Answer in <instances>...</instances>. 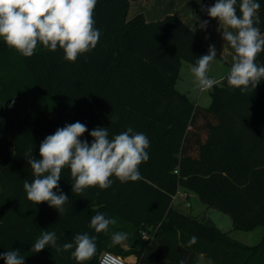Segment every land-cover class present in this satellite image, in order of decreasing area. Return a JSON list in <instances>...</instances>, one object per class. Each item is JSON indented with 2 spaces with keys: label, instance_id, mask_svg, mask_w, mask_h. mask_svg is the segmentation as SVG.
<instances>
[{
  "label": "trees",
  "instance_id": "trees-1",
  "mask_svg": "<svg viewBox=\"0 0 264 264\" xmlns=\"http://www.w3.org/2000/svg\"><path fill=\"white\" fill-rule=\"evenodd\" d=\"M257 2L264 36V0ZM129 9L130 0H97L100 39L75 62L59 47L52 52L38 43L31 57L0 47V253L19 249L24 264H78L74 249L32 251L42 233L54 231L60 245L77 234L96 237V254L84 264H100L105 252L136 264H195L187 253L214 264H264V238L245 245L174 202L181 191L192 192L230 216L236 229L264 227V80L241 92L228 85V72L211 89V105H197L176 84L183 63L195 66L215 44L177 16L149 23L142 14L129 20ZM256 63L264 65V51ZM77 121L87 127L80 139L89 144L97 127L108 128L110 139L129 127L145 134L150 158L139 165L140 180L112 176L108 189L83 195L72 192L64 167L58 183L69 201L59 214L27 199L23 185L34 176L25 153L32 148L40 159L44 139ZM97 213L115 219L107 233L90 228ZM115 232L127 233L126 247L112 245ZM192 236L198 241L190 246Z\"/></svg>",
  "mask_w": 264,
  "mask_h": 264
},
{
  "label": "clouds",
  "instance_id": "clouds-1",
  "mask_svg": "<svg viewBox=\"0 0 264 264\" xmlns=\"http://www.w3.org/2000/svg\"><path fill=\"white\" fill-rule=\"evenodd\" d=\"M96 4L97 0H0V38L24 57H31L39 43L52 52L59 47L65 53V60L75 62L79 55L93 50L100 39L101 32L94 27L93 19ZM260 7L257 0H240L239 15L237 0H216L213 6L202 7L209 17L218 19L223 40L234 50L227 83L241 92H246L250 85L255 89L264 80V65L256 63L257 55L264 51V36L256 26L261 23ZM207 23L203 21L202 27ZM216 57L217 50L210 45L208 54L196 60L191 68L201 91L210 90L217 83L207 75ZM87 131V127L77 121L44 139L39 147L40 159L33 156L32 148L27 150L25 158L34 176L31 183L26 180L23 185L28 200L36 204L47 202L62 214L69 200L58 182L66 166L70 167L74 181L72 192L78 195L91 187L108 189L113 183L112 176L121 183L142 178L139 165L150 158L146 151L150 141L145 134L129 127L110 139L108 128L97 127L89 133L93 138L89 144L80 139ZM115 223V219L97 213L91 218L90 228L96 233H107L109 226ZM126 239L127 233L111 235L112 245H119ZM57 241L54 231L44 232L32 245V251L38 253L46 247H55L58 253L74 249L71 255L78 264L90 260L97 251L96 237L88 233L77 234L73 242L62 245ZM197 241L198 237L192 236L188 243L191 246ZM0 258L5 264H24L19 249L0 253ZM110 262L115 264L114 258L105 256L103 264Z\"/></svg>",
  "mask_w": 264,
  "mask_h": 264
},
{
  "label": "rangeland",
  "instance_id": "rangeland-1",
  "mask_svg": "<svg viewBox=\"0 0 264 264\" xmlns=\"http://www.w3.org/2000/svg\"><path fill=\"white\" fill-rule=\"evenodd\" d=\"M201 11L202 10L195 11L197 19L200 23H202L205 17L203 16ZM2 45H6V43L3 41L2 38H0V47ZM217 53L219 56L213 60L212 66L207 72L209 78H212L214 80L221 79V77L228 71V69H230V66L233 64L232 57L235 54L233 49L230 51L229 54L224 56V58L221 57L222 55L220 54L219 51H217ZM192 67H193L192 65L186 62L183 63L181 70L182 75L178 81L177 87H179V91L182 92L188 90L191 91L190 93L191 95H193L191 96L192 100L198 102L199 106L209 107L212 103L211 89L205 91L203 97L200 100L199 97L200 89L196 86L194 75L191 72ZM188 197L189 198H187V195H185L184 192L181 191L177 196V200L175 201L177 208L203 221L214 224L220 230L226 232L231 239L243 244H247L249 246H256L264 238L263 226H260L252 231L236 229L234 228L233 221L230 216H228L223 212L218 211L217 209L207 206L205 203H203L200 200V198L195 193L189 192ZM126 244H127L126 241L122 242L123 247H126ZM124 261L126 262V264H136V262L131 258L124 259Z\"/></svg>",
  "mask_w": 264,
  "mask_h": 264
},
{
  "label": "crops",
  "instance_id": "crops-1",
  "mask_svg": "<svg viewBox=\"0 0 264 264\" xmlns=\"http://www.w3.org/2000/svg\"><path fill=\"white\" fill-rule=\"evenodd\" d=\"M202 7L204 9H207L211 6H209L208 3L204 0H130L128 19L131 20L135 16L142 14L145 17V20L151 23L163 20L168 16H177L204 41L214 43L217 47L216 50L219 51L222 55L221 57L224 58V56L229 54L232 49L230 45H228L222 38V31L219 30L220 25L218 19L209 17L206 11H201L203 16H205L203 21H208L207 26L202 27L203 21L202 23H200L195 14V11L202 10ZM229 70L230 69H228V71L221 77V79L218 80H222L224 76L229 72ZM181 75L182 72L180 73V77ZM177 84L176 88L179 91V87H177ZM200 91L201 90H199V97L201 100L205 91H201V93ZM180 92L186 94L192 102L199 105L198 102L192 100L191 96L193 95H191V91L188 90ZM184 194L187 195V198H189L187 193ZM130 258L136 262V259L134 257ZM186 258H188V261L194 259L193 262H195V264H214L208 261L203 255L193 256L192 253H187Z\"/></svg>",
  "mask_w": 264,
  "mask_h": 264
},
{
  "label": "built area",
  "instance_id": "built-area-1",
  "mask_svg": "<svg viewBox=\"0 0 264 264\" xmlns=\"http://www.w3.org/2000/svg\"><path fill=\"white\" fill-rule=\"evenodd\" d=\"M220 82H221V80L220 81H217V83H220ZM177 196H178V194L174 197V202L177 200ZM143 236L145 238H148V236H147L146 233H143ZM105 256H111V257H113L115 264H126V262L124 261V259L122 257L117 256V255L112 254V253H109V252H105V253H103L101 255V257H100V264H103V260H104ZM110 264H112V262H110Z\"/></svg>",
  "mask_w": 264,
  "mask_h": 264
}]
</instances>
